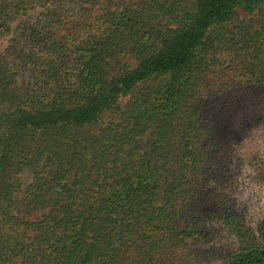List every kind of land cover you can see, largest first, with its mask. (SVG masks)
I'll use <instances>...</instances> for the list:
<instances>
[{
    "label": "rangeland",
    "instance_id": "rangeland-1",
    "mask_svg": "<svg viewBox=\"0 0 264 264\" xmlns=\"http://www.w3.org/2000/svg\"><path fill=\"white\" fill-rule=\"evenodd\" d=\"M194 1L0 0L1 72L38 103L59 79L107 91L167 27L193 20ZM4 135L0 264H226L262 239L264 0L238 5L190 62L138 82L95 121ZM103 207L118 237H94Z\"/></svg>",
    "mask_w": 264,
    "mask_h": 264
},
{
    "label": "trees",
    "instance_id": "trees-1",
    "mask_svg": "<svg viewBox=\"0 0 264 264\" xmlns=\"http://www.w3.org/2000/svg\"><path fill=\"white\" fill-rule=\"evenodd\" d=\"M249 1L251 0H195L196 12L193 20L187 25L167 27L156 51L145 54L138 64L127 67L120 74L115 75L110 80L107 91L102 90L81 95L85 83L75 85L71 84L69 80L59 79L58 82L62 86H59V89L47 91L48 100L46 103H38L35 100L40 97L36 96L33 91L26 90L21 94L17 93L13 85V78L3 75L2 67H0V103L4 105L0 108V128L3 129L0 136H5L4 134L8 133L14 138L24 131L40 132L62 124H84L95 121L101 113L112 108L113 102L118 96L129 94L138 82L153 74L179 69L190 62L195 57L210 27L214 24L230 21L236 7ZM6 6L7 3H2L0 10ZM150 30L155 29H149L145 34L151 35L152 31ZM32 31L39 37L35 29ZM49 69L47 66L46 70ZM91 74V69H88L86 79L92 77ZM67 92L77 98L76 105H72L71 102L63 99ZM23 95L28 100L27 104H20L16 101L17 98L21 99ZM8 145L9 142L6 137H1L0 151H7ZM18 149L23 151L21 147ZM182 176L184 175L181 172ZM206 188L209 187L203 181L200 193H204ZM210 192L213 193V190L211 189ZM215 197L218 195L216 194ZM58 209L64 212L62 218L65 222L71 220L70 218L73 216V213L70 212L71 207L64 205ZM102 212L103 217L98 218L100 219L99 222L94 223L93 221L89 224L90 228L95 230L94 237L105 235L108 232L111 233V236L115 233V236L118 237L122 232L117 230L114 225V222L117 221L114 209L103 207ZM228 222L232 225L235 224L234 221L229 220ZM236 225L239 224L236 223ZM259 230L262 239L256 240L252 237V241L244 246L241 251L228 256L229 259L226 264H264V221ZM90 248L91 246H89Z\"/></svg>",
    "mask_w": 264,
    "mask_h": 264
}]
</instances>
